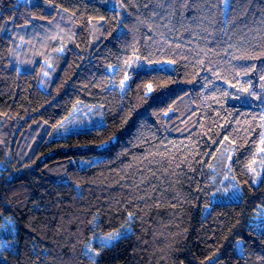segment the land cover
Returning <instances> with one entry per match:
<instances>
[{"label":"trees","instance_id":"1","mask_svg":"<svg viewBox=\"0 0 264 264\" xmlns=\"http://www.w3.org/2000/svg\"><path fill=\"white\" fill-rule=\"evenodd\" d=\"M262 133L264 0H0V264H264Z\"/></svg>","mask_w":264,"mask_h":264},{"label":"snow or ice","instance_id":"2","mask_svg":"<svg viewBox=\"0 0 264 264\" xmlns=\"http://www.w3.org/2000/svg\"><path fill=\"white\" fill-rule=\"evenodd\" d=\"M100 3H109L110 0H99ZM113 9L115 7V5H112ZM59 51H63V49H59ZM170 63V62H169ZM125 66L126 67H132L133 69V75L132 77H130L129 75L125 74L123 76V79L120 81V88L123 91L126 87H128V83L131 79L133 78H140L141 76L144 75H150L153 72H168L169 69L160 66V67H151L149 65H147L146 63L140 62L139 58H132L128 61H125ZM49 67H51V65H49ZM44 75H47V73H44ZM152 85L148 84L147 85V92L145 93V95L147 96L148 93H150L152 91ZM244 91H247L246 89ZM238 100L241 99L240 96L236 97ZM242 103H247L246 100H243ZM261 144L264 145V133L261 134ZM259 151L261 153H264V147H261L259 149ZM261 164L262 166H264V158H262L261 160ZM251 171L255 172V168L250 169ZM257 176L260 175V173H256ZM129 218H131V214H129ZM120 237V233H116L115 235H109L108 237L104 238V239H100L97 238V243L99 244L100 247L104 248V247H109L111 245V242L113 240H116ZM7 246V240L3 239L0 240V248H4ZM242 249H241V253H242ZM0 256H2V253H0ZM91 258V257H90Z\"/></svg>","mask_w":264,"mask_h":264},{"label":"rangeland","instance_id":"3","mask_svg":"<svg viewBox=\"0 0 264 264\" xmlns=\"http://www.w3.org/2000/svg\"><path fill=\"white\" fill-rule=\"evenodd\" d=\"M157 67L163 66V67H167V65L165 64H159L156 65ZM259 181V177L256 176L254 178L253 183L257 184ZM238 197H229L227 198V200H236ZM253 224L258 228V230H262L264 232V208H262L261 206H259L258 210L255 212V215L253 216ZM116 233H120V236L124 234V232L122 230H117L115 232L109 233L107 235H99L93 238V240L95 242H97V238L100 239H104L106 237H108L109 235H115ZM115 240H113L112 242H114ZM111 242V243H112ZM236 249L238 253H241V240H237L236 241Z\"/></svg>","mask_w":264,"mask_h":264}]
</instances>
